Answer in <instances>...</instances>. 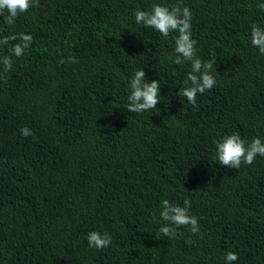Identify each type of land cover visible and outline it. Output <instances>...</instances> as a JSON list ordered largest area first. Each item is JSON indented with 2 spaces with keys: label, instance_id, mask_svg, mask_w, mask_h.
Returning a JSON list of instances; mask_svg holds the SVG:
<instances>
[{
  "label": "trees",
  "instance_id": "trees-1",
  "mask_svg": "<svg viewBox=\"0 0 264 264\" xmlns=\"http://www.w3.org/2000/svg\"><path fill=\"white\" fill-rule=\"evenodd\" d=\"M154 3L189 7L196 55L213 62L217 83L196 106L177 96L191 70L172 62L178 33L135 22ZM260 3L39 0L11 26L0 16V39L33 36L10 72L0 66V264H225L229 251L264 264V157L223 167L214 144L264 141V55L249 37L264 28ZM142 69L160 103L136 114L128 84ZM165 199L188 200L200 231L157 239ZM91 231L111 245L89 247Z\"/></svg>",
  "mask_w": 264,
  "mask_h": 264
},
{
  "label": "clouds",
  "instance_id": "clouds-1",
  "mask_svg": "<svg viewBox=\"0 0 264 264\" xmlns=\"http://www.w3.org/2000/svg\"><path fill=\"white\" fill-rule=\"evenodd\" d=\"M33 7H39V0H0V16L4 18L2 22L11 26L21 14L27 13ZM258 8L264 11V3L258 4ZM134 18L138 25L151 28L162 38H167L171 33H178L174 37L175 59L172 60L171 56L169 59L176 65L189 63L191 70L187 73L177 96L185 97L189 104L196 106L198 94L212 90L217 81L211 74L213 62L203 61L196 55V41L192 38L191 32V9L180 5L166 6L154 3L149 11L135 10ZM249 37L251 45L264 55V28L253 24ZM17 40L19 43L9 48L8 55L0 56V66L5 73L13 68L12 57H22L29 49L33 36L26 33L5 36L0 39V45ZM68 62L75 63V57L68 58ZM160 87L159 80L149 81L144 69L137 70L128 84V112L140 114L157 108L160 103ZM20 132L24 137L34 135L27 127L20 129ZM214 144L216 159L223 167L240 169L242 164L253 165L257 156L264 157V141L259 136L248 142L237 132L214 141ZM190 207L188 200L184 201L183 206L170 203L167 199L163 200L159 213L161 227L158 229L157 239L159 235L174 239L179 235L178 229L182 227H187L193 234H197L200 231L199 222L196 216L190 214ZM153 215L155 216V213ZM87 240L89 247L103 250L111 245L112 236L107 232L91 231L87 235ZM224 260L225 264H234L238 260V254L229 251L225 254Z\"/></svg>",
  "mask_w": 264,
  "mask_h": 264
}]
</instances>
